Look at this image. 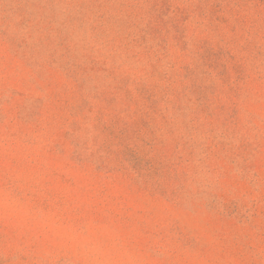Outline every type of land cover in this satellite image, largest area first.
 I'll list each match as a JSON object with an SVG mask.
<instances>
[{"label": "rangeland", "instance_id": "374dc122", "mask_svg": "<svg viewBox=\"0 0 264 264\" xmlns=\"http://www.w3.org/2000/svg\"><path fill=\"white\" fill-rule=\"evenodd\" d=\"M0 264H264V0H0Z\"/></svg>", "mask_w": 264, "mask_h": 264}]
</instances>
